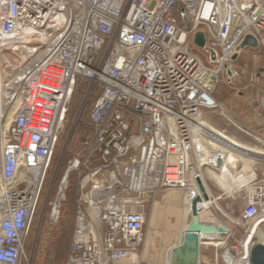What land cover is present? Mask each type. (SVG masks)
<instances>
[{
  "label": "built area",
  "instance_id": "built-area-1",
  "mask_svg": "<svg viewBox=\"0 0 264 264\" xmlns=\"http://www.w3.org/2000/svg\"><path fill=\"white\" fill-rule=\"evenodd\" d=\"M197 31L214 61L194 51ZM246 34L257 48L238 57L264 55V0H0V264H32L33 224L58 223L69 186L63 264H123L136 253L149 195L196 186L200 166L221 164L218 150L202 154L192 120L223 113L216 91L239 77L230 57ZM80 125L89 137L57 178ZM247 191L222 239L200 238L212 264H250L264 184Z\"/></svg>",
  "mask_w": 264,
  "mask_h": 264
},
{
  "label": "rangeland",
  "instance_id": "rangeland-1",
  "mask_svg": "<svg viewBox=\"0 0 264 264\" xmlns=\"http://www.w3.org/2000/svg\"><path fill=\"white\" fill-rule=\"evenodd\" d=\"M194 51L202 58H206L207 52L206 50L193 46ZM259 58L255 59L252 56L253 62L250 60V56L244 55L245 62L249 65L245 68L244 72L242 71L243 59L239 57L236 63H234L235 67H240L239 77H236L232 83H226L225 80H222L218 86L216 91V96L223 99V101L228 102V98L232 93L235 92L234 98L231 100L232 108L229 110L225 108L223 113H221V109L210 111V110H202L200 115L198 114L196 121L203 122L213 129L217 130L219 133L228 137L229 139L240 143L242 146L248 148L251 147L250 150H258L261 151L263 146L259 143L254 137H262L260 134H255L252 130L251 120L252 117L264 118V106L262 108L259 107V99L246 100L238 99L236 95L238 90L246 93L248 89L243 87L238 81L242 82L244 77H250V72L254 70L255 67L259 66V62H264L262 55L257 54ZM17 59L18 57H14ZM263 61H262V59ZM14 61V59H12ZM254 66V67H253ZM3 67V65H2ZM250 67V68H249ZM252 79V78H251ZM252 82V81H250ZM241 85V86H239ZM249 91V90H248ZM257 103V105H254ZM222 106V105H221ZM223 107V106H222ZM73 108H75L73 106ZM74 110V109H72ZM257 113L259 115H257ZM241 118L244 120L242 121ZM259 119V120H260ZM253 121V120H252ZM247 131L250 133H247ZM89 131L84 125H80L74 132V135L70 141L68 149L62 154L60 167L58 169V176L63 172L66 167V161L69 157L77 155L79 150L84 145V142L89 137ZM198 134V146L200 150H202V154L204 155L206 152H210L211 149L218 150V153L222 154L221 157L229 160L227 162V167L224 166L220 168L210 167L207 169L206 165H202L199 168V174L203 178L207 192L209 195V205L206 209L201 212V221L205 223H213V224H227L229 220H239L241 215L245 198L248 193V188L254 183H263L264 184V162L262 160H256V158L251 157L247 152H232L227 150L225 147L218 145V143L204 137V135ZM202 147V148H201ZM60 144L58 146V155L60 154ZM204 149V151H203ZM249 149V148H248ZM201 154V155H202ZM57 155V158H58ZM57 158L53 161V166L55 165ZM65 162V166L63 165ZM258 166V173L251 177L250 174L253 170L250 167ZM212 168V169H210ZM52 174V169L48 172V178L46 184H48L49 179ZM194 181H190V183ZM56 187L53 186V191ZM71 187V186H70ZM197 187V185H196ZM198 190V187H197ZM66 202L64 201L61 208V215L58 223L54 225H49L47 222H43L37 232V221L34 222L33 227L31 229L29 238L26 244V253L29 260L32 261V264H53L56 247L60 241V237L64 234L67 228L68 214L66 211H69L70 206H73V190L66 193ZM149 205V203H148ZM152 216H147L144 228L146 230L152 229L153 224ZM163 221V220H162ZM69 222V221H68ZM186 223V222H185ZM185 225V224H184ZM180 227V226H179ZM177 227L176 231L168 232L165 227H163L160 231L164 236H170L171 239L177 237L180 233V229ZM72 228V221L70 227V233ZM245 228V227H244ZM240 229H243L241 227ZM260 233L264 239V222L259 224ZM164 232V233H163ZM70 238V235H69ZM206 241L214 242L215 233L208 234L205 236ZM152 250L157 251V245L152 247ZM207 250L205 255L208 258H202L199 264H212L213 263V254L214 249L212 247L205 248ZM201 251V250H200ZM202 253V252H201ZM203 255V254H202ZM200 257V256H199ZM200 259V258H199Z\"/></svg>",
  "mask_w": 264,
  "mask_h": 264
},
{
  "label": "crops",
  "instance_id": "crops-1",
  "mask_svg": "<svg viewBox=\"0 0 264 264\" xmlns=\"http://www.w3.org/2000/svg\"><path fill=\"white\" fill-rule=\"evenodd\" d=\"M254 53H256V51L246 49L241 53L239 57L243 59V63H244L245 62L244 55H248L250 56V60L253 62L254 60L252 59V56ZM259 55H262L263 56L262 58L264 59L263 54H259ZM239 57L237 58V60L239 59ZM257 57L259 58L258 55L254 58L257 59ZM237 60L234 63H236ZM259 63H260L259 66L255 67L254 70L250 72L251 74L250 77L248 78L244 77L242 82L238 81V83H240L243 87L249 90V91L247 90L246 93L242 92L241 90H238L236 93L238 99L245 98L246 100H253L260 98L261 100H264V69H260V68H264V62H259ZM243 66L244 68L242 71L244 72L245 68H247L249 65L244 63ZM236 68L239 69L240 67L237 66ZM226 83L228 82L226 81ZM233 95H235V92L232 93V95L230 96L231 100L234 98ZM216 97L220 102V104L223 106V107L221 106L223 110L225 108L229 110L232 108V102L231 100H229V98L227 102V101H223V99H220V97L218 96ZM259 119L260 118L258 117H252L253 120V121L251 120L252 130L257 134L261 133V136L264 137V122L261 123L262 120ZM241 120L244 121L242 118ZM221 155L222 154L220 153L218 155L222 161L220 166L217 168H220L222 166L226 168L227 167L226 164L227 162H229V160L221 157ZM208 168L209 166H207V169ZM250 169L253 170L251 172L252 174H250V176L253 177L258 171L257 170L258 166L250 167ZM195 187H196L195 184L191 182L188 188H178V187L161 188L149 195V198L147 199V203L145 205V209L147 216H152L154 220L152 224V229L146 230L144 228L143 240L140 247L138 248L136 253L129 255L123 261V264H167L168 263L169 248L179 242V240L181 239L183 229L185 228L186 224L190 221V200L192 196L197 194L198 192L197 188L195 189ZM190 189L196 190L193 195L189 191ZM204 202L205 201H203L200 205L203 210L206 209L209 205V201H206V203ZM200 219H201V214H200ZM179 226L181 227L180 233L174 239H171L170 236L166 237L162 235V232L160 231L163 227H165V229L171 234V232L173 231L177 232L176 228ZM206 235L208 234L201 235V238L204 239L205 241L207 239L205 238ZM214 242L215 243L218 242L216 235ZM154 245H157V251L152 250V247ZM200 250L201 251H200L199 262H201L202 258L205 259L208 258L205 255L206 251L203 249L202 246H200Z\"/></svg>",
  "mask_w": 264,
  "mask_h": 264
},
{
  "label": "water",
  "instance_id": "water-1",
  "mask_svg": "<svg viewBox=\"0 0 264 264\" xmlns=\"http://www.w3.org/2000/svg\"><path fill=\"white\" fill-rule=\"evenodd\" d=\"M193 42L196 46L206 50L210 54V60L214 61L216 52L205 45V38L202 31H197L193 36ZM257 48V41L251 34H246L239 43V51L234 52L230 59L237 60L239 52L244 47ZM226 67V74L231 75L230 68ZM264 69V68H260ZM220 165V160H218ZM195 181L198 187L197 194L190 200V221L182 231L181 239L168 250V264H199L200 238L202 234H214L217 237H223L228 230L224 224L216 226L213 223H205L200 219V205L203 201L209 199L207 188L202 177L196 176ZM250 264H264V246L255 244L252 246L250 255Z\"/></svg>",
  "mask_w": 264,
  "mask_h": 264
},
{
  "label": "bare ground",
  "instance_id": "bare-ground-1",
  "mask_svg": "<svg viewBox=\"0 0 264 264\" xmlns=\"http://www.w3.org/2000/svg\"><path fill=\"white\" fill-rule=\"evenodd\" d=\"M2 86H3L2 75L0 74V107L3 106V99H2L3 98L2 97L3 89H2ZM196 118H194L192 120V124L196 129L201 131V134H203L204 137H207L208 139L218 143V145L225 147L229 151L236 152V153L247 152L251 157L256 158V160H259V161L262 160L264 162V148L261 151H258L256 149L250 150L251 147H248L249 148L248 149V148L242 146L240 143L235 142V141L229 139L228 137H225L224 135H222L221 133H219L217 130L213 129L209 125H207L203 122L196 121ZM0 148H1V139H0ZM218 160H220V159H218ZM219 166L220 165L217 164L216 168ZM204 203H206V201ZM200 209L202 212V210H203L202 207H200ZM201 212H200V214H201ZM215 225L218 226L219 224H215ZM253 233H254L253 245L261 244L264 246V239L260 233L259 225H256L253 228ZM215 235H216V233H215ZM216 238H217V241H220L222 239V237H217V236H216ZM199 256H200V253H199Z\"/></svg>",
  "mask_w": 264,
  "mask_h": 264
},
{
  "label": "trees",
  "instance_id": "trees-1",
  "mask_svg": "<svg viewBox=\"0 0 264 264\" xmlns=\"http://www.w3.org/2000/svg\"><path fill=\"white\" fill-rule=\"evenodd\" d=\"M76 96H74V99ZM56 154L53 158V161L57 158ZM65 166V162L63 164ZM72 190V187L69 186L68 190L66 193ZM67 195V194H66ZM66 202V201H65ZM68 214V221L66 223L67 228L64 232V234L60 237V241L58 243V246L56 247V253H55V258H54V263L53 264H63L66 252H67V247H68V242H69V235H70V227H71V221H72V215H73V206H70L69 211H66Z\"/></svg>",
  "mask_w": 264,
  "mask_h": 264
}]
</instances>
